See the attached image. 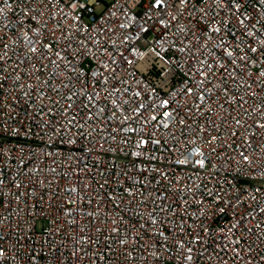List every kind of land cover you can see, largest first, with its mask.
<instances>
[{
  "label": "built area",
  "instance_id": "2783aa9c",
  "mask_svg": "<svg viewBox=\"0 0 264 264\" xmlns=\"http://www.w3.org/2000/svg\"><path fill=\"white\" fill-rule=\"evenodd\" d=\"M0 264H264V0H0Z\"/></svg>",
  "mask_w": 264,
  "mask_h": 264
}]
</instances>
